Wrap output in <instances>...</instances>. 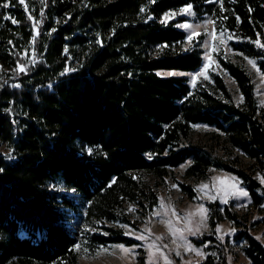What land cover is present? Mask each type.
Returning <instances> with one entry per match:
<instances>
[{
    "label": "trees",
    "instance_id": "trees-1",
    "mask_svg": "<svg viewBox=\"0 0 264 264\" xmlns=\"http://www.w3.org/2000/svg\"><path fill=\"white\" fill-rule=\"evenodd\" d=\"M187 3L195 18L214 8L211 0H0V264H75L76 240L66 221L67 210L78 206L97 229L88 235L90 250L137 244L119 226L135 227L132 214L157 205L143 175L164 181L187 159L186 175L202 178L210 167L221 169L238 178L251 210L264 207V110L247 70L217 55L243 94L239 105L215 72L194 89L185 76L157 75L201 64L194 44L201 36L187 43L179 27L185 18L170 12L161 22L165 11ZM214 13L215 31L264 75V48L254 43H264V0H224ZM197 124L214 127L223 149L253 162L201 151L191 138ZM178 185L195 196L193 188ZM63 190L76 192L80 204ZM224 215L235 225L233 239L245 242L250 264H264V229L254 235L253 222L241 221L227 205ZM221 220L212 209L209 235L190 237L205 253L200 264H230ZM19 229L28 237L20 238Z\"/></svg>",
    "mask_w": 264,
    "mask_h": 264
},
{
    "label": "rangeland",
    "instance_id": "rangeland-1",
    "mask_svg": "<svg viewBox=\"0 0 264 264\" xmlns=\"http://www.w3.org/2000/svg\"><path fill=\"white\" fill-rule=\"evenodd\" d=\"M231 2V0H230ZM224 0H211L214 8L210 13H203L199 17L194 16V13L175 12L173 17H184L188 22V28H185L182 23L179 27L187 34L186 40L188 44L193 43L192 40L197 36H201L199 41L194 44L199 45L201 50V64L192 72H173L172 75L185 76L188 81L190 89H194L199 83H210V74L215 72L220 74L228 88L233 94L236 104L241 103L240 94L234 82L223 72L217 63V55L222 54L233 62H239L251 75L255 88V98L258 106L264 110V75L259 71L258 67L253 68L245 57H239L228 46V37L222 32L215 31L216 17L215 8H223ZM208 20L209 23H203ZM195 30V35L190 36L191 30ZM207 29V32L205 31ZM215 33V35H213ZM226 41V42H225ZM212 49L210 55L212 62L210 66L205 69L204 74H199L196 77L195 84L191 83L192 74L199 72L205 61L204 53ZM167 72V71H163ZM167 76V75H166ZM264 122V116H263ZM220 133L214 127L204 124H197L191 128V138L194 146L201 149V151L210 153L215 158H222L228 161L232 156H237L242 159L243 163L248 165L253 161L246 158L242 153L233 150L232 153L223 149L222 142L219 138ZM191 159H187L184 163L178 165L169 171L168 177L162 181L156 179L151 174H144L145 182L153 186L158 197L157 205H155L148 213H133L130 220L135 224V227L121 225L119 228L127 238L133 239L137 244L125 245L123 243L112 244L106 247H100L95 250H90L87 246L89 233L97 230L93 226V222L83 218L84 208H77L76 211L68 212L67 227L71 230L75 238V244H79L74 248L77 259L75 264H167L164 256H167L171 264H200L205 257V253L201 247L194 245L190 241V237H200L201 235H209V213L212 209L216 210L222 217L219 223L218 233L223 240L226 241V248L228 250V259L230 264H250L246 258L243 247L244 241H235L233 239L235 233V225L228 220L224 215L225 205L229 206L231 212L241 221L247 224L253 222L250 227L254 235L260 234V230L264 229L263 216L264 207L254 212L250 208L248 196L233 195L236 188L242 187L239 180L231 174L214 167H210L204 177L198 178L186 175V171ZM200 177V176H199ZM218 178V179H217ZM260 180V177H258ZM178 183L183 184L194 189L195 196H190L186 190H183ZM198 185H206L198 187ZM235 186V187H234ZM69 198L73 199L75 204H80L79 195L73 190H63ZM210 197H215L214 199ZM211 202L212 208L209 209L204 202ZM170 205V206H169ZM200 205H203L207 212L203 213L206 217L205 223L207 228L200 226L196 232L193 225L201 218ZM173 210L175 214H173ZM153 213H156L153 215ZM238 228V227H237ZM180 229L182 231L173 235V231ZM191 229V230H189ZM234 229V230H233ZM133 232L132 235L126 233ZM196 232V234H193ZM144 235V239H140V234ZM18 236L20 238H27L28 235L23 229H19ZM181 236L186 238V241L191 244V247L185 251L186 241L181 239ZM39 238V234L36 235ZM210 241H207L209 244ZM123 244L128 249L127 252L122 250L119 245ZM153 245L151 250V257L149 255V245ZM160 249L159 252L155 249ZM199 250V252L197 251ZM179 252V255H177ZM163 253V255H161ZM199 253H203L201 256ZM212 253V252H209Z\"/></svg>",
    "mask_w": 264,
    "mask_h": 264
},
{
    "label": "snow or ice",
    "instance_id": "snow-or-ice-1",
    "mask_svg": "<svg viewBox=\"0 0 264 264\" xmlns=\"http://www.w3.org/2000/svg\"><path fill=\"white\" fill-rule=\"evenodd\" d=\"M152 2H155V0H152ZM218 2H221V0H218ZM5 3H7V0H5ZM20 3L21 4H23L24 3V0H20ZM191 7H192V5L190 4V3H187V4H185V5H183L180 9H179V11L180 12H188L190 9H191ZM141 11H144V7L142 6L141 7ZM249 11H251V8H249ZM170 12H172V14L173 15H175V12H173L172 10H168V11H165L163 14H162V20H161V22L162 23H167V20L166 19H163V18H165V17H168V18H170V16H169V13ZM223 19H227V17H223ZM238 20H239V17L237 18ZM13 22L14 23H16L17 21H15V20H13ZM37 23H39V22H37ZM203 23H205V24H207V23H209V21L208 20H205ZM181 26H183V27H185V28H188V22L185 20V21H183V23H182V25ZM33 30L35 31L36 30V24H33ZM205 31L207 32V29H205ZM226 31V30H225ZM196 33H195V30L194 29H192L191 30V32H190V36L188 37L189 39L191 38V36H194ZM99 35V34H98ZM213 35H215V33H213ZM259 33H257V36L259 37ZM232 38H234V39H240V37H232ZM244 39H249L248 37H244ZM98 43H102V41H100L99 39H98V41H97ZM226 42V41H225ZM254 43L257 45V46H259V47H261V48H264V43H261V40L260 39H256L255 41H254ZM158 47H160L159 45H158ZM212 51V49L211 48H209V50L207 51V52H205L204 53V56H205V61H204V64H203V66L199 69V72H196V73H193L192 74V81H191V83H193V84H195V80H196V77H197V75H199V74H204L205 73V69H207L209 66H210V63L212 62V56L210 55V52ZM246 59H248V62L252 65V67L253 68H256V63L251 59V58H248V57H245ZM18 67L20 68V70L21 71H23V70H26V65H18ZM70 69L69 68H67V67H65L64 68V72H68ZM174 71V70H173ZM173 71H169V72H157V75H172L173 74ZM129 75H131V73H129ZM240 99H243V94H241L240 95ZM262 103H264V101H262ZM87 152L91 155L92 153H93V149H92V147H88L87 149ZM105 155H107V153H105ZM149 158H151V157H149ZM4 171V169L3 168H0V172H3ZM218 179V178H217ZM238 179V178H237ZM261 181H262V183H264V177H261ZM201 186H206V185H198V187H201ZM235 187V186H234ZM233 195H239V196H247L248 195V193H247V191L243 188V187H238V188H236V190H235V192L233 193ZM210 198H212V199H214L215 197H210ZM170 206V205H169ZM200 207V210H201V218L198 220V221H196V223H195V225H193V227L195 228V230H196V232H198L199 231V229H200V226L201 225H203V227H205V228H207V224L205 223V219H206V217L203 215V213H205V212H207V209H205L204 208V206L203 205H200L199 206ZM128 210H132V206L130 205L129 206V209ZM156 213H153V215H155ZM173 214H175V211L173 210ZM97 223H100V221H97ZM189 230H191V229H189ZM234 230V229H233ZM180 231H182V230H180V229H176L175 231H173V235L175 236L176 235V233L177 232H180ZM196 232H193V234H196ZM127 235H132L133 234V232H128V233H126ZM140 239H144V235L141 233L140 234V237H139ZM258 239H259V237H257ZM181 239H185V241H186V238L185 237H183V236H181ZM79 246V244L77 243V244H75V245H73V248H76V247H78ZM119 247L122 249V250H124L125 252H127L128 251V249L127 248H125V246L123 245V244H121V245H119ZM149 247V249H150V253H149V255H150V257H151V250H152V248H153V245H149L148 246ZM189 247H191V244H189L187 241H186V247H185V251H187L188 250V248ZM155 251H157V252H159L160 251V249H155ZM198 252H199V250H197ZM201 256L203 255V253H199ZM161 255H163V253H161ZM177 255H179V252H177ZM164 259H165V261L167 262V264H171V261H169V259H168V257L167 256H164Z\"/></svg>",
    "mask_w": 264,
    "mask_h": 264
}]
</instances>
